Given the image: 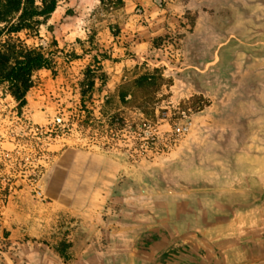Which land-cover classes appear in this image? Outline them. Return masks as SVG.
<instances>
[{
  "label": "rangeland",
  "instance_id": "1",
  "mask_svg": "<svg viewBox=\"0 0 264 264\" xmlns=\"http://www.w3.org/2000/svg\"><path fill=\"white\" fill-rule=\"evenodd\" d=\"M19 36L51 46L57 65L35 73L21 113L0 90V259L22 242L72 241L71 212L116 214L133 196L156 216L175 218L176 201L213 221L235 216L230 231L248 236L260 220L261 239L264 0H59L38 36ZM99 54L108 81L78 120L82 71ZM145 66L163 77L147 93L129 85ZM187 118L189 133L175 135Z\"/></svg>",
  "mask_w": 264,
  "mask_h": 264
},
{
  "label": "crops",
  "instance_id": "2",
  "mask_svg": "<svg viewBox=\"0 0 264 264\" xmlns=\"http://www.w3.org/2000/svg\"><path fill=\"white\" fill-rule=\"evenodd\" d=\"M175 207V218L152 215L133 196L116 214L83 217L71 212L77 227L67 260L33 241L18 243L15 259L3 258L0 264H264V226L259 227L261 239L252 237V225L260 220L250 223L248 236L230 231L237 225L235 216L213 221L208 213H184L182 201Z\"/></svg>",
  "mask_w": 264,
  "mask_h": 264
},
{
  "label": "trees",
  "instance_id": "3",
  "mask_svg": "<svg viewBox=\"0 0 264 264\" xmlns=\"http://www.w3.org/2000/svg\"><path fill=\"white\" fill-rule=\"evenodd\" d=\"M59 0H0V90L16 103L18 113L27 104V93L34 85L36 72L45 69L55 72L56 56L51 46L28 44L19 36L23 32L26 38L38 36L39 27L54 12ZM103 6L120 8L125 0H98ZM193 23V22H192ZM154 38L153 41L160 40ZM109 59L106 54L93 55L82 71L79 81V114L86 110L87 102L93 101L94 93L106 85L108 76L103 70L102 60ZM100 86L97 87L96 83ZM163 82L160 68L145 66V70L134 77L129 85L142 92L157 89ZM129 90L121 89L119 100L126 102ZM89 117V116H88ZM79 120V117L77 118ZM34 240V239H33ZM71 241L61 240L53 248L63 260H67V251Z\"/></svg>",
  "mask_w": 264,
  "mask_h": 264
},
{
  "label": "built area",
  "instance_id": "4",
  "mask_svg": "<svg viewBox=\"0 0 264 264\" xmlns=\"http://www.w3.org/2000/svg\"><path fill=\"white\" fill-rule=\"evenodd\" d=\"M192 124H193L192 120L187 118L183 122L178 123L173 127V133L177 136L185 135L189 133V131L191 130Z\"/></svg>",
  "mask_w": 264,
  "mask_h": 264
},
{
  "label": "water",
  "instance_id": "5",
  "mask_svg": "<svg viewBox=\"0 0 264 264\" xmlns=\"http://www.w3.org/2000/svg\"><path fill=\"white\" fill-rule=\"evenodd\" d=\"M264 198V190H260V192H259V196L257 197V198H255L254 199V202H257V201H260V200H262ZM263 227V226H262ZM261 230V229H260ZM259 234H260V237L262 238V236H263V234L262 233H260V231H259Z\"/></svg>",
  "mask_w": 264,
  "mask_h": 264
},
{
  "label": "bare ground",
  "instance_id": "6",
  "mask_svg": "<svg viewBox=\"0 0 264 264\" xmlns=\"http://www.w3.org/2000/svg\"><path fill=\"white\" fill-rule=\"evenodd\" d=\"M255 215H256V214H255ZM257 216H258V215H257ZM257 216H256V217H257ZM253 217H254V216H253ZM253 217H252V218L250 217V218H249V221H250V220H252V219H253ZM256 217H255V218H256ZM249 221H248V222H249Z\"/></svg>",
  "mask_w": 264,
  "mask_h": 264
},
{
  "label": "flooded vegetation",
  "instance_id": "7",
  "mask_svg": "<svg viewBox=\"0 0 264 264\" xmlns=\"http://www.w3.org/2000/svg\"><path fill=\"white\" fill-rule=\"evenodd\" d=\"M242 223H239V225H237V227L241 226ZM228 233V232H227Z\"/></svg>",
  "mask_w": 264,
  "mask_h": 264
}]
</instances>
